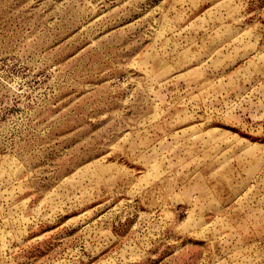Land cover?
I'll return each mask as SVG.
<instances>
[{
	"label": "rangeland",
	"instance_id": "rangeland-1",
	"mask_svg": "<svg viewBox=\"0 0 264 264\" xmlns=\"http://www.w3.org/2000/svg\"><path fill=\"white\" fill-rule=\"evenodd\" d=\"M0 264H264V0H0Z\"/></svg>",
	"mask_w": 264,
	"mask_h": 264
}]
</instances>
